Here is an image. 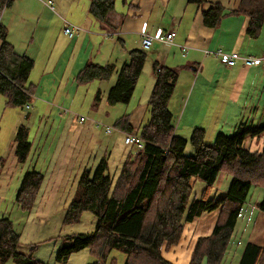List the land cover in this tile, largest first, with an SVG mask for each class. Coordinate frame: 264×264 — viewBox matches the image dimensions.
Wrapping results in <instances>:
<instances>
[{
	"label": "trees",
	"instance_id": "trees-1",
	"mask_svg": "<svg viewBox=\"0 0 264 264\" xmlns=\"http://www.w3.org/2000/svg\"><path fill=\"white\" fill-rule=\"evenodd\" d=\"M116 0H90L89 12L100 21L110 23ZM12 0H0V16ZM227 15L249 17L246 34L258 37L264 27V0H241L236 9L224 14L218 4L203 11L206 26L221 24ZM8 27L0 20V93L6 105L24 107L33 100L34 84L29 75L34 60L18 54L8 41ZM147 53L132 50L130 61L117 68L115 63L100 65L86 63L79 71L78 83L95 79L108 80L115 72L118 78L110 88L107 101L111 105L130 101L141 76ZM156 80L148 99L150 118L140 129L134 126L127 113L114 121V126L138 133L147 142L143 150L130 152L116 179L108 171V160L102 157L95 169L82 171L76 193L67 205L63 222L80 220L84 211H92L98 221L96 229L87 233L62 235L58 259L66 261L74 252L89 248L99 258L89 264H107L108 254L114 248L135 258L134 264H173L162 255V248L177 243L185 220H193L205 211L221 208L219 220L207 235L197 237L189 264H220L237 219L247 200L252 182H257L264 167L262 151H252L246 145L248 138L264 136V126L240 124L234 133H220L212 144L206 141V130H193V153L186 155L187 139L176 134L170 100L178 80L177 69L154 64ZM30 130L21 124L15 133V153L19 162H26L32 147ZM133 153L135 155L132 157ZM0 165L4 160L0 156ZM221 171L232 176L226 193L210 196ZM1 176V173H0ZM43 171L33 167L26 171L17 192L16 202L23 210H32L44 180ZM201 177L205 187L200 197L192 201V180ZM264 211V197L258 204ZM38 243L21 251V233L9 217L0 218V262L15 259L17 264H48L35 258ZM130 264V263H127ZM238 264H264V244L248 241Z\"/></svg>",
	"mask_w": 264,
	"mask_h": 264
},
{
	"label": "rangeland",
	"instance_id": "rangeland-1",
	"mask_svg": "<svg viewBox=\"0 0 264 264\" xmlns=\"http://www.w3.org/2000/svg\"><path fill=\"white\" fill-rule=\"evenodd\" d=\"M46 1L47 0H16L13 4L20 18L17 22L25 24L28 28V35L30 39L27 47L41 49L39 51V58L37 59L35 65V71H37V73H41L47 69L53 68L58 57H62L65 52H67L66 49L69 47L71 41V38L64 33V24L59 25L54 22L47 26L45 30L39 31V29H41L42 25L45 23V17L49 15L48 12L50 11L49 7L47 6L48 2L47 5L45 4ZM76 1L77 6L73 9V18L69 19L79 25V22L85 15L89 0ZM115 2L116 9L123 11L121 10L123 8L122 0H116ZM13 6L7 7L0 16V20L3 23L7 21V17L9 18ZM44 6L49 11H43L42 9L44 8ZM32 10H34V13H31ZM89 15L91 18H94L91 13H89ZM119 16L120 19H117L115 23H119L120 25H122L125 16ZM86 22L89 24L88 21ZM106 27L109 28L108 25H106ZM113 28L114 26L110 25L109 29H111V31H113ZM44 31L45 34L43 35ZM80 32L81 29L76 33V35H78ZM32 35L35 37V40L31 44ZM105 36L106 39L104 40V43H106V51L103 56L107 55L109 61L111 63H115L117 65V68L119 69L121 68L122 63L128 58L126 54L127 50H123L122 43L119 37H122L123 39L127 38L129 40V43L127 44L128 46L130 44H136L137 47H139L142 40V37L135 33H128L126 35H123V32H117V30L115 35L113 36H110L109 34H105ZM79 38H81V35H79L78 39ZM101 38L104 39V37ZM109 38H111V41H109ZM19 40L22 42L25 41V37L23 36V34L19 37ZM112 42L116 43V47H112ZM157 42L163 43L162 40H153L150 48L145 49L143 47L147 53V59L145 61L141 76L136 83L134 93L130 101L127 103H118L116 105H111L108 102L103 101L99 103L98 108L95 109L94 107H91V100H94L93 93L96 92L95 87H91L89 91L85 92H82V87L80 86H77L80 87L79 90H74L71 87H64L61 88V90L55 96V100L57 102L55 101L54 104L51 101L48 102L50 103L49 110L47 111L46 116L39 120V115L37 114V109L34 101L30 103L29 107L7 106V99L5 95L0 93V155H2L5 159L4 167L0 168V217L8 216L13 220L16 230L22 233V246L20 247L21 251H27L32 244L39 242L37 249L35 250V258L44 263H93L99 258L88 247L74 252L66 261H60L58 259V252L60 249V243L62 241V235L71 233L93 232L96 229L98 219L92 211H84L80 217V220L69 224H64L63 222V218L67 210V205L74 195L81 174H79L75 178V180H73L72 176L70 184L65 185L64 181L59 188L48 190L50 199L47 202L44 211L40 215H37L35 212H33V209L30 211L19 208L16 202V194L20 185V181L26 171L32 169L34 166L29 167L27 162H18L19 160H17L18 158L15 156L16 153H14V129L20 122H25V125H28L30 127L31 132L29 134V139L33 141L34 147L38 148V152H43L44 154L37 165H39V168H42L40 166H45L47 172V165L44 162V157H50L52 151L51 148L54 145V141L55 139H57L60 131L63 129V119L60 117L55 118L56 112L60 114V110H57V106L63 103V105H65L63 107L61 106L63 108V110H61L63 114H65V109H67L75 114L83 115L86 117V120L88 121L87 123L91 125V127H89L90 129L88 128L86 130V134L84 130L82 131L83 135L79 140V143L77 144V150L75 151V162L78 159V164L80 165L84 160V156H89L91 149H93L94 151L92 159L95 163L104 149L107 148L108 151L106 156L108 160V171L113 176V178L116 179L117 175L119 174L120 168L126 159L128 150L134 151L136 149V146L124 143V134L113 127L114 125L109 120L113 117L118 118L124 114L132 113V122L138 124L139 121H142L139 129L147 123L148 119L150 118V107L148 105V99L155 82V70L153 67V62L156 60L154 49ZM95 44L97 45V43ZM163 44L168 45L171 43L164 41ZM79 46L80 44L74 47L71 53L73 56L72 60L77 55L80 48ZM99 59L103 60V58ZM72 63L73 61H70L69 66H65V76L67 75V70L71 69ZM188 72L190 71H181V78L183 81L185 80V73ZM77 75L78 74H76L75 79ZM35 76L36 73L31 77V80H33ZM117 77L118 71L113 74L112 78H110V81L96 80L94 84L97 85L100 84V82H104L102 84V95H105L106 97L108 95L105 94V89L107 87L108 89H110V87L116 82ZM181 83L182 82L180 81L176 86L175 92L171 98L172 100H170L171 102L169 105V109L175 115L176 133L187 139L186 150L184 153L186 155H191L194 149L191 142L193 130L197 127L205 128V126L201 125L191 127L185 124L187 120V111L184 115V123L181 122L182 115L185 110L184 105L191 92V90H189L188 88L189 84L187 81L186 86H181ZM44 93L45 88H43L40 94L43 95ZM196 94L197 91L194 96ZM81 96L85 101H78L81 99ZM63 97H69V99L64 101ZM221 98L222 92L220 90H217L214 93V98L211 100L210 105L211 107L215 108H209V101L208 99L204 98V108L199 116L204 118L205 123L210 121L207 114H213L219 109L217 103L221 102ZM98 101H100V99H98ZM37 102L39 104H43L41 100H37ZM78 110L79 112H77ZM28 112L31 113L29 116L26 115L28 114ZM88 112L92 114L94 112H97V115L93 116ZM106 112H108L107 115ZM65 115L67 116L68 114ZM102 116L105 119L102 118ZM248 116V119L253 120L254 122H257L259 120L261 121L263 119L262 123L264 124L263 105L260 106L257 110H248ZM108 125L114 128L111 133H108ZM206 125V140L213 139L214 136L216 137L215 140L212 141V143L216 141L220 132L224 131L226 133L228 132V134H231L233 133L231 129H235L239 126H235V124L233 125L232 123H229V125H215L212 122H209ZM86 136L87 140L85 142ZM253 138L254 137H252L251 139H247L245 143L247 147L255 151L258 150L260 144H262L261 141L263 140L257 138V140L253 141ZM134 155L135 153H133L132 157ZM97 163L93 167H91L92 171L95 169ZM45 168H43V170H39L43 171L44 173ZM231 181L232 176L227 172L221 171L217 177L210 196H217L221 193H226L231 184ZM73 183L74 186L73 189H71ZM204 187V180L201 177H194L192 180L190 201H192L195 197H200ZM263 197L264 167L258 173L257 182H252L251 184V189L249 191L247 200L245 201L240 215L237 219L235 229L231 235L227 249L223 256V260L220 264H238L243 249L248 241H252L258 244H264V211L261 210L258 206ZM220 214L221 208H216L212 211L202 212L193 220H185L182 231L183 233L180 240L169 248L163 246V257L170 260L173 264H189L190 254L197 237L210 233L218 222ZM127 263L134 264L135 258L132 256L130 257L128 254L116 248L109 252L107 264ZM0 264L17 263L15 259L11 258L5 263L0 262ZM150 264H159V262L156 260H150Z\"/></svg>",
	"mask_w": 264,
	"mask_h": 264
},
{
	"label": "crops",
	"instance_id": "crops-1",
	"mask_svg": "<svg viewBox=\"0 0 264 264\" xmlns=\"http://www.w3.org/2000/svg\"><path fill=\"white\" fill-rule=\"evenodd\" d=\"M15 1L16 0H12L10 7L13 6ZM89 2L85 15L79 22V25L69 19L73 18V9L77 6L76 0H47L45 2L50 11L45 6L42 9L43 11H49V15L45 17V23L39 31L45 30L47 26L54 22L59 25L64 24V26L66 22H68L70 25L79 27L81 32L78 35L75 33L73 36H69L64 31V33L71 38L69 47L66 49L67 52H65L62 57H58L53 68L47 69L41 73L35 71L36 61L39 58V51L41 49L27 47L30 39L28 28L25 24L17 22L20 18L14 6L11 9L9 18L7 17V21L4 23L2 22L8 27V41L14 45L15 51L21 55L26 54L34 60V67L29 75V82L33 83L35 86L33 101L36 105L39 120L46 116L50 104L48 102L51 101L54 104L56 101L55 96L61 88L64 87H71L74 90H79V88L82 87V92L89 91L91 87H95L96 92L93 93L94 100H91V107H94L95 109L98 108L99 103L103 101L108 102V96L105 97V95H102V84L104 82H100V84L97 85L94 84L96 80L101 79H95L82 84L78 83L75 79L76 74H78L81 68L88 62H94L100 65L111 63L107 58V55L103 56L106 51V43H104V40L106 39L105 34L113 36L117 30V32H123V35L135 33L142 37L139 47H137L136 44H130L128 46L127 44L129 43V40L127 38L123 39L122 37H119L122 43V48L123 50H127L126 54L128 56V58L122 63L123 65L130 61V53L132 50L145 51L142 45L144 33L154 35L158 31H161L162 34H165L168 31L175 30L176 36L173 43L165 45L163 44L164 41H162L163 43L157 42L154 49L156 60L153 62V67L156 62H159L161 66L177 69L179 75L176 86L180 81L182 82L181 86H186V81L188 82V88L191 92L189 98L185 102V110L181 122L184 123V115L187 111V120L185 124L191 127L204 125L206 128V124L209 122H212L215 125H229V123H232L233 125L235 124V126L243 123L255 127L264 125L262 123L263 119L257 122L248 119V110H257L262 105L264 107V66L259 63L250 66L239 62L232 67H225L221 64L220 57L215 54L216 51L223 50L225 52L237 51L242 55L264 56V27L260 36L251 37L246 34L249 17L243 15H227L223 17L221 24L216 28L206 26L203 20V11L220 4L224 8V14H226L230 10L236 9L241 0H122L123 8L121 10L123 11L116 9L115 2L114 11L110 16V23L91 18L89 15ZM31 13H34V10H32ZM119 15L125 16L122 25L115 23L117 19H120ZM86 21H88L89 24ZM106 25H108L109 28L110 25H113V31L107 28ZM22 34L25 37L24 42L19 40V37ZM44 34L45 31L43 32V35ZM79 35H81V38L78 39ZM101 37H104V39ZM31 38L32 44L35 37L32 35ZM109 41H111V38H109ZM95 43H97V45ZM78 44H80V48L77 55L72 60L73 56L71 53L74 47ZM112 47H116L115 42H112ZM99 58H103V60ZM70 61H73V63L71 69L67 70L68 72L65 76V66L68 67ZM181 71H190L185 73L184 81L181 78ZM35 73V78L31 80V77L35 75ZM108 80L110 81V79ZM155 80L156 72L154 74V81ZM43 88H45V93L41 95L40 92ZM109 90L110 89L107 87L105 89V94L108 95ZM217 90L222 92L221 102L217 103L219 109L213 114H207L210 121L205 123L204 118L199 116L204 108L203 100L204 98L208 99L209 108H215L210 105L211 100L214 98V93ZM196 91L197 94L194 96ZM68 99L69 97H63L64 101ZM98 99H100V101H98ZM37 100H41L43 104H39ZM78 101L85 100L81 96V99ZM61 106L63 107L65 105L62 103L57 106V110H60V114L56 112L55 118L60 117L63 119V129L54 141L50 157H44V162L47 165V172L45 166H40L42 168H39V165H37L39 160H41V157L44 156L43 152H38V148L34 147L33 141L30 140L32 147L26 162L29 167L34 166L41 170L45 168V177L37 201L32 210L37 215H40L44 211L47 202L50 199L48 190L59 188L64 181L65 185L70 184L72 176L73 180H75L84 169L93 167L102 157L107 158L106 154L108 150L105 148L94 163L92 159L94 150L91 149L89 156H84V160L80 165L78 164V159L75 162V151L77 150V144L83 135L82 131L84 130L86 134V130L91 127V125L87 123L88 121L85 116L80 115L81 117H85V120L82 121L77 118L78 114L70 112L67 109H65L64 113L70 116H66L61 112V110H63ZM77 112H79V110ZM88 113L93 116L97 115V112H94L93 114L90 112ZM30 114L31 113L28 112L26 115L29 116ZM107 114L108 112H106V115ZM102 118L104 117L102 116ZM115 118L116 117H113L110 120H107L111 121L114 125V121L117 119ZM23 123L26 124L25 122H20L18 126ZM141 123L142 121H139L138 124L133 122L134 126H137V129ZM18 126L14 129V153L15 133ZM27 127L30 130L28 125ZM118 130L124 134V130ZM231 130L234 133L236 128ZM220 133L228 134V132L226 133L224 131ZM215 138L216 137L214 136L213 139H207L206 141L207 143L209 142V144H212V141H214ZM261 139L263 140V138ZM86 140L87 136L85 137V142ZM254 140H257V138H253V141ZM261 143L262 144H260L258 150L263 147L264 141H261ZM130 152L133 151L128 150L126 158L129 156ZM2 159L5 162L3 156ZM3 167L4 163L2 166L0 165V168ZM73 186L74 183L71 189H73ZM76 190L74 194L76 193Z\"/></svg>",
	"mask_w": 264,
	"mask_h": 264
},
{
	"label": "built area",
	"instance_id": "built-area-1",
	"mask_svg": "<svg viewBox=\"0 0 264 264\" xmlns=\"http://www.w3.org/2000/svg\"><path fill=\"white\" fill-rule=\"evenodd\" d=\"M78 29L79 28L74 25L67 24L64 31L69 36H73ZM143 35V46L149 48L154 39L172 42L176 33L175 31H170L163 35L161 31H158L154 36L149 33H144ZM217 54L220 56L221 63L225 66H233L239 61H242L246 65H255L259 63L264 66V57L258 58L251 55H241L238 52H224L222 50H218ZM81 120H84V117H81ZM108 131H111V127H108ZM125 142L127 144H134L139 150H143L147 141L140 136L129 133L125 136Z\"/></svg>",
	"mask_w": 264,
	"mask_h": 264
}]
</instances>
